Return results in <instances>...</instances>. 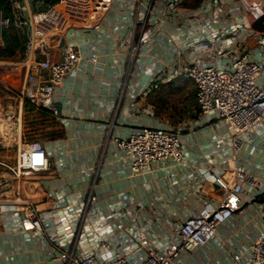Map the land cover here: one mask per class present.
<instances>
[{"label": "crops", "instance_id": "crops-1", "mask_svg": "<svg viewBox=\"0 0 264 264\" xmlns=\"http://www.w3.org/2000/svg\"><path fill=\"white\" fill-rule=\"evenodd\" d=\"M245 21L256 31L264 30L240 0H182L176 7L166 0H111L96 26L72 28L53 39L54 58L62 56L69 41L86 54H97L96 61L84 57L56 86V110L36 105L20 92L23 84L42 79L41 71L20 64L25 42L14 54L0 55V67L6 69L0 72V97H5L0 264H67L62 252L83 255L109 237L131 252L161 247L177 224L205 201L218 203L224 187L206 177V171L220 168L229 155L230 129L222 120L199 115L198 107L193 118L173 125L187 150L184 161L160 160L140 174L131 172L115 136L134 126L170 124L153 103L155 86L144 91L148 77L142 69L170 61L175 47L183 49L182 61L224 66L233 56L231 29ZM218 32L224 39L221 46L213 43ZM249 43L256 47L253 37ZM179 76L161 73L157 77L165 80L155 81L174 82ZM32 140L44 143L49 166L4 177L16 165L18 146ZM239 156L264 187V128L243 143ZM252 181L217 238L183 251L177 264H239L248 257L251 243L264 230V190L251 188ZM30 203L37 206L38 225L17 209ZM100 255L111 258L108 250Z\"/></svg>", "mask_w": 264, "mask_h": 264}, {"label": "built area", "instance_id": "built-area-1", "mask_svg": "<svg viewBox=\"0 0 264 264\" xmlns=\"http://www.w3.org/2000/svg\"><path fill=\"white\" fill-rule=\"evenodd\" d=\"M3 1L4 4L0 3V45L5 44V32L13 25L26 31L20 64L42 74L40 82L23 84L20 92L30 102L56 110L53 98L56 86L78 67L84 57L96 61L97 54H86L80 44L69 41L57 59L52 55V41L72 28L96 26L111 0ZM181 1L166 0V3L176 7ZM251 37L256 47L250 45ZM229 41L233 56L224 66L197 60L182 61L179 55L183 49L175 47L176 54L170 61L141 70L148 77L144 91L158 86L156 79L165 80L157 77L161 73L170 78L182 75L191 79L196 86L199 115L213 116L228 125L229 155L220 168L210 166L206 171V177L224 187L223 197L218 203L205 201L196 213L187 215L161 247L152 245L131 252L109 237L83 255L62 252L61 257L67 264H177L183 251L193 250L217 238L220 225L234 214L247 183L254 178L240 158L239 151L247 139L262 133L264 128V31L254 30L249 21L236 23ZM213 43L217 46L224 44L220 32L214 35ZM132 55L134 59V50ZM5 71L0 67L1 73ZM115 143L129 158L134 174L147 172L164 159L181 163L187 153L179 130L166 123L134 126L125 135L115 136ZM49 164L50 159L41 140L22 142L18 146L16 165L9 166L4 177L16 178L23 173L47 168ZM252 182L255 185L251 184V188L263 192L260 182ZM17 209L31 224L38 225L37 206L20 204ZM102 250H108L111 258L102 259ZM239 264H264V230L256 235L248 257Z\"/></svg>", "mask_w": 264, "mask_h": 264}, {"label": "rangeland", "instance_id": "rangeland-1", "mask_svg": "<svg viewBox=\"0 0 264 264\" xmlns=\"http://www.w3.org/2000/svg\"><path fill=\"white\" fill-rule=\"evenodd\" d=\"M240 3L251 19L253 21L257 20L259 25L264 27V20L260 17L264 15V0H240ZM11 29L13 30L10 27L8 31ZM2 46L4 44L0 45V47ZM152 97L157 113L165 116L164 119L171 125L193 118L192 115L199 107L196 100L195 83L191 79L181 76L174 82L158 84L153 91ZM1 116H5V97H0V121L3 122ZM0 127V131H4V136L1 137L4 138V127ZM4 149L5 147L2 148V150Z\"/></svg>", "mask_w": 264, "mask_h": 264}, {"label": "trees", "instance_id": "trees-1", "mask_svg": "<svg viewBox=\"0 0 264 264\" xmlns=\"http://www.w3.org/2000/svg\"><path fill=\"white\" fill-rule=\"evenodd\" d=\"M0 3L4 4V1L0 0ZM261 18L264 20V15H261ZM257 25L263 27V25H259L258 22ZM11 28H13V30L11 29L5 32L4 38L6 43L4 46L0 47V55L14 54L20 46H23V43L27 38L26 31L19 30L17 27H15V25H13Z\"/></svg>", "mask_w": 264, "mask_h": 264}]
</instances>
